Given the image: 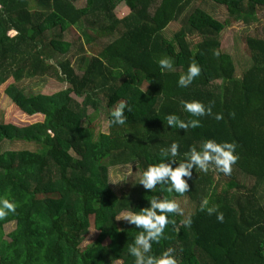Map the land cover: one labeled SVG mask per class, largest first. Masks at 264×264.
Here are the masks:
<instances>
[{
    "label": "trees",
    "instance_id": "trees-1",
    "mask_svg": "<svg viewBox=\"0 0 264 264\" xmlns=\"http://www.w3.org/2000/svg\"><path fill=\"white\" fill-rule=\"evenodd\" d=\"M77 1L0 0V93L11 98L0 115V145L33 147L0 151V197L17 205L0 219V264H135L130 246L141 248L144 264L168 248L178 264H264V38L241 39L247 67L237 76L234 57L221 48L230 18L221 21L201 7L187 14L193 0H87L84 7ZM210 1L226 7L232 22L247 24L264 7V0ZM179 20L168 38L165 29ZM72 27L95 44L91 57L79 60L82 74L67 56L72 45L61 38ZM105 38L111 40L101 44ZM193 63L200 72L188 80ZM35 77L68 86L51 95L28 93L22 82ZM120 102L124 123L109 124ZM184 102H200L204 112L193 115ZM17 113L37 120L18 126L11 119ZM169 115L176 121L169 124ZM209 141L233 145L232 171H220L215 160L208 171L194 163L183 177L184 194L167 192L170 177L164 190L138 182L118 194L110 184V167L135 163L141 175L160 162L175 169ZM154 197L187 198L195 210L169 213L174 223L144 253L136 239L147 229L117 216L151 208ZM206 198L215 211L201 210ZM91 217L99 236L83 247ZM10 222L16 227L6 234Z\"/></svg>",
    "mask_w": 264,
    "mask_h": 264
},
{
    "label": "rangeland",
    "instance_id": "rangeland-1",
    "mask_svg": "<svg viewBox=\"0 0 264 264\" xmlns=\"http://www.w3.org/2000/svg\"><path fill=\"white\" fill-rule=\"evenodd\" d=\"M87 3V0H78L76 2L77 6L84 7ZM124 3H121L116 8L115 12L122 11L124 9ZM196 7H201L212 15L216 16L221 21H226L230 18V25L222 32V50L229 52L235 60L237 66V76H242L245 68L247 67V63L244 62V57L242 55L247 54L246 45L242 44L241 39L247 37L248 35L258 36L264 38V7L258 9L257 20L251 22L250 24L240 22H232V18L229 16L226 7L223 5L216 4L210 0H193L192 6L187 10V14L192 12ZM182 21L179 20L177 22H172L166 29L165 35L168 38H173L175 32L180 28ZM61 38L64 41L69 42L72 46L69 49L67 56L72 60L77 72L82 74V67L80 64L81 59L89 58L91 55L89 51L95 47V44H89L86 36L82 35V32L77 27L69 28L67 31L63 32ZM111 38L101 39L100 43L105 44L108 43ZM248 55V54H247ZM23 87L26 89L28 93H43L47 95H51L57 91L67 88V83H63L58 81L52 77H35L28 78L22 82ZM77 100L82 101L81 97L74 96ZM103 98V97H101ZM104 99V98H103ZM11 104V98L5 94L0 93V115L7 107ZM104 112V110H102ZM25 115V114H24ZM23 113H17L14 117H12V122L18 126H25L31 124L37 120L34 117L24 116ZM101 114L98 119L101 118ZM101 125L103 131L108 132V121L106 117L102 118ZM22 148H30L32 146L26 145L21 142H3L0 145V151L8 150V149H22ZM119 174L120 179H114L113 177ZM141 177V172L135 163L129 165H118L110 167V184L113 189L118 193L122 194L125 191L130 190L134 184L138 183ZM247 183L253 184L254 182L250 179H246ZM260 191L262 192L264 198V185H261ZM264 200V199H263ZM180 207L183 209V214L185 216H189L195 210V205L190 202L187 198L178 199ZM127 212V211H125ZM119 223L122 220H126L124 218L117 219ZM16 227L15 222H10L5 225V232L8 234L12 229ZM99 236V230H97L94 226V219L91 217V226L89 228V232L83 241V247L88 244L94 242ZM105 244L109 243V239L104 241ZM112 264H123L122 261H116Z\"/></svg>",
    "mask_w": 264,
    "mask_h": 264
},
{
    "label": "clouds",
    "instance_id": "clouds-1",
    "mask_svg": "<svg viewBox=\"0 0 264 264\" xmlns=\"http://www.w3.org/2000/svg\"><path fill=\"white\" fill-rule=\"evenodd\" d=\"M161 64L167 65V60H162ZM200 72V68L193 63L189 68L190 75L188 80H191L193 77L197 76ZM179 83L181 85L186 83V80L181 76ZM187 111L193 115H199L204 112V106L200 102H184ZM125 108V103L120 102L119 105L111 111V119L109 124H123L124 117L122 116L123 109ZM176 121V117L169 115L167 116V122L169 124ZM199 121L193 119V127L197 126ZM179 127L186 128L187 124L180 122ZM233 145L225 144L223 146L213 143L211 141L204 144L203 152H196L195 148L192 149L189 163H181L179 167L173 169L171 165L160 162L158 164L149 165L146 171H143L139 182L142 183L147 189H155L157 184H160L161 190L165 189L164 181L166 177H170L171 186L167 187L166 190L168 193L175 191L179 194H184L188 185L187 182L183 179L185 175H191L190 169L193 167V164H198L201 169L208 171L209 160H215L218 165H221L222 168L220 171L224 173H230L232 171V165L237 159L233 155L231 149ZM179 145L176 142H173L171 145L170 153L172 157L178 156ZM208 149H211L212 152H209ZM228 149V150H225ZM215 153L216 155H212ZM164 155H167L165 153ZM187 155V153H185ZM114 179H120L119 174L113 177ZM151 208L143 209L137 213L132 211H121L117 216V219L124 218L132 223H135L137 226H143L147 229V235L140 234L136 239V245L142 246L144 253L150 252L151 244L149 243L150 239H155L159 241L164 234L165 227L174 221L168 218L169 213H179L183 215V209L180 207L179 202L176 199H169L167 197L153 198L151 200ZM16 203L10 197H0V219L6 217L10 213H13L16 209ZM201 210L206 209L209 213L215 211V207L209 206V200L206 198L200 205ZM159 210V211H157ZM220 219H223L221 214ZM182 224L190 223L189 220H181ZM129 251L136 257L135 264H144L142 251L140 247L130 246ZM174 249L168 248L159 258H154L151 255L148 257L146 264H178L177 258L173 255Z\"/></svg>",
    "mask_w": 264,
    "mask_h": 264
}]
</instances>
